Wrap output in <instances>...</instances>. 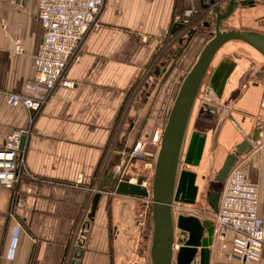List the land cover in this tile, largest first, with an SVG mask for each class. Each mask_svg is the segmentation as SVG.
Wrapping results in <instances>:
<instances>
[{
  "label": "crops",
  "instance_id": "obj_1",
  "mask_svg": "<svg viewBox=\"0 0 264 264\" xmlns=\"http://www.w3.org/2000/svg\"><path fill=\"white\" fill-rule=\"evenodd\" d=\"M258 1L255 7L236 8L247 16L239 18L241 26L235 28L264 33L259 21L264 18V0ZM38 2L0 0V147L13 129L28 130L16 190L0 187V264H62L68 244L64 264H70L94 196L89 189L98 187L109 163L118 153H123L124 161L126 149L133 148L142 136L149 139L151 156L131 161L125 174L132 181L154 175L158 139L173 104L178 77L193 64L204 37L198 38L187 54L180 53L169 79L162 61H171L180 37L190 28L211 19L206 0L190 26L172 34L174 25L181 23L180 18L199 0H105L78 59L66 71L74 85L59 84L44 107L31 112L9 105L5 94L25 93L35 77V56L45 37ZM221 5H227V0ZM219 52L221 61L227 59L236 67L222 103L202 100L203 109L204 103L216 104V113L209 111L208 118L203 109L197 113V121L204 125L196 129L208 135L200 166L190 167L198 173L197 182L204 181L203 176L213 178L227 154L252 130L251 117L264 114L263 60L236 42ZM254 61L255 67L249 68ZM156 79V88L161 89L153 103L151 97L147 102L139 100L144 84L151 85ZM121 144L124 152L118 151ZM240 163L247 179L259 185L258 218L264 223V140ZM107 196L105 193L87 228L81 264H152L154 227L152 217L149 229V203L117 194ZM18 199L21 204L17 206ZM210 264L234 262L220 258L216 245ZM257 264H264V255Z\"/></svg>",
  "mask_w": 264,
  "mask_h": 264
},
{
  "label": "water",
  "instance_id": "obj_2",
  "mask_svg": "<svg viewBox=\"0 0 264 264\" xmlns=\"http://www.w3.org/2000/svg\"><path fill=\"white\" fill-rule=\"evenodd\" d=\"M221 2L222 0H210L205 7L212 6L214 19H207L199 27L190 28L184 36L180 37L179 48L173 52L171 61L167 59L162 61V65L166 67V78H168L178 64L180 53L187 54L197 39L204 37L203 45L193 64L178 77L177 91L162 132L151 187H148L144 176H139L136 181H132L125 171L116 170V167L123 166L121 163L123 153H118L105 169L97 191L94 193L70 264H81L86 247L87 228L90 222L94 221L100 201L108 191H114L117 195L146 199L152 203L154 227L151 245L152 264H210L214 241L213 219L202 218L193 213L176 215L174 212L175 202L196 203L198 173L182 168V165L200 166L207 142L206 133L195 131L187 145L188 129L212 64L225 45L232 42L245 44L257 53L264 63L263 32L245 28H222L223 21L231 17L238 6L255 7L259 1L227 0L225 6H222ZM259 21L264 24V18ZM256 23H259L258 20ZM181 28H185L184 23L175 24L172 34ZM255 65L256 61L249 68L252 69ZM235 67L234 62L227 59L221 61L210 75L208 86L205 88L207 97H211L216 102L222 101L224 90ZM156 73L160 75L159 66ZM255 74L258 75V71L254 73L253 78ZM262 79L264 80V73ZM157 82L158 80L151 85L146 82L138 99L143 98L147 102L151 97L153 103L154 97L161 89L158 86L156 88ZM204 104L205 109L216 113V104L208 102ZM251 119L252 130L245 133L244 139L227 154L209 181L206 201L213 212L219 210L221 193L232 168L264 140V114L255 115ZM26 139L27 136L24 135L21 140V150H24ZM132 149H126V157ZM118 151L124 152L122 144ZM203 180L207 181V177L203 176ZM68 249L69 244L62 264L65 263Z\"/></svg>",
  "mask_w": 264,
  "mask_h": 264
},
{
  "label": "built area",
  "instance_id": "obj_3",
  "mask_svg": "<svg viewBox=\"0 0 264 264\" xmlns=\"http://www.w3.org/2000/svg\"><path fill=\"white\" fill-rule=\"evenodd\" d=\"M104 3L105 0H39L38 15L45 29V37L35 56V77L25 93L5 94L9 105L38 112L59 84L68 87L74 85L66 77V71L70 63L78 59L83 41L91 27L97 24ZM194 13V8L188 9L180 22L190 26ZM17 48H20L19 43ZM27 133L26 129H13L0 147V187L16 190L24 161L21 140ZM161 139L162 133L158 139L159 146ZM148 145V137H140L119 171H125L132 160L148 159L151 156L147 151ZM259 196V185L250 182L242 164L237 163L225 182L218 212L207 207V213L214 221L212 247L217 245L220 258L234 264H257L264 255V223L258 218ZM20 204L21 200L18 199L17 206ZM184 206L182 201L175 202L174 207L178 208L174 210L175 214L193 213L202 218L208 217Z\"/></svg>",
  "mask_w": 264,
  "mask_h": 264
},
{
  "label": "rangeland",
  "instance_id": "obj_4",
  "mask_svg": "<svg viewBox=\"0 0 264 264\" xmlns=\"http://www.w3.org/2000/svg\"><path fill=\"white\" fill-rule=\"evenodd\" d=\"M197 1V0H196ZM194 9L196 10V13H194L192 16H191V18H190V20L193 18V16H195V15H197L198 14V11H200V8H199V6L196 4L195 5V7H194ZM207 12H208V14H210V16H211V19L213 20V18L215 17L214 15H213V9H212V6H209L208 8H207ZM200 13V12H199ZM246 17L247 16V14H246V12H242V10H235L234 11V14L230 17V19L231 20H229V21H226V22H223L222 23V28H235V27H237L238 26V24H239V18L241 19L242 17ZM239 26H241L240 24H239ZM238 28H240V27H238ZM195 44V43H194ZM197 45V44H196ZM223 52V51H222ZM221 52H219L218 54H217V56H216V58H215V60H214V62H213V64H212V67H211V69H210V72H209V74H208V76H207V79H206V81H205V83H204V88L202 89V92L200 93V96H199V98H198V100H197V103H196V106H195V109H194V114H193V117H192V122L190 123V126H189V129H188V135H187V142H186V144L188 145V143L190 142V139H191V136H192V134L195 132V131H199V132H201V133H203V134H205L206 132H204L203 130H199V129H196L197 127H201V126H203L204 124H203V121H201L200 123L197 121V119H198V114L197 113H199V109H203V108H201L200 106H202V100L203 99H205V100H208V101H211L212 103H216V104H218V103H222V101L221 102H216V101H214L213 99H211V97H207L206 96V87L208 86V81H209V78H210V75H211V73H213L214 72V70L219 66V64H220V61L222 60V59H220V54ZM224 58H226V57H224ZM223 110V109H222ZM203 116L204 117H210L211 116V114H210V112H209V110H207V109H203ZM220 113V112H219ZM210 115V116H209ZM221 115H223V112L221 113ZM220 116V114H217V117H219ZM207 134V133H206ZM186 145V146H187ZM190 167L192 168L193 166H189V165H182V168H185V169H189L190 170ZM192 170V169H191ZM192 171H195V170H192ZM152 179H153V175H150V177H148V178H146V182H147V184H148V187L150 188L151 187V185H152ZM211 180V177H207V181H202L201 179H200V181L199 182H197L196 183V186H198V191H197V195H196V203L195 204H187L186 205V203H184V202H182L183 203V205H185L184 207H186V208H190V209H193V210H195V211H197V212H199V213H202L204 216H208L209 217V214L207 213V207L209 206L208 205V203H207V201H206V194H207V190H208V185H209V181ZM135 181H136V179H135ZM91 192L90 193H95L96 191H97V187H95V186H93V187H91L90 189H89ZM107 197H109V198H112V197H114L115 196V193H114V191H108L107 192ZM134 199H137V198H135V197H133ZM140 199V198H139ZM142 200H145L146 202L148 201V200H146V199H142ZM181 202V201H180ZM141 203H143L144 204V202L143 201H141ZM149 203V211H148V214H149V229H151V218H152V203L151 202H148ZM133 204H134V207H133V210H134V212H136V208H137V202L136 201H134L133 202ZM136 204V205H135ZM178 208L177 207H174V210L176 211Z\"/></svg>",
  "mask_w": 264,
  "mask_h": 264
},
{
  "label": "trees",
  "instance_id": "obj_5",
  "mask_svg": "<svg viewBox=\"0 0 264 264\" xmlns=\"http://www.w3.org/2000/svg\"><path fill=\"white\" fill-rule=\"evenodd\" d=\"M204 2H206V0H199V2H198V6L200 8V11L202 10V8H204V5H205ZM200 11H198V14Z\"/></svg>",
  "mask_w": 264,
  "mask_h": 264
},
{
  "label": "flooded vegetation",
  "instance_id": "obj_6",
  "mask_svg": "<svg viewBox=\"0 0 264 264\" xmlns=\"http://www.w3.org/2000/svg\"><path fill=\"white\" fill-rule=\"evenodd\" d=\"M245 51H247V52L249 51L248 53H250V52H251V51H250V50H248L247 48H245Z\"/></svg>",
  "mask_w": 264,
  "mask_h": 264
}]
</instances>
